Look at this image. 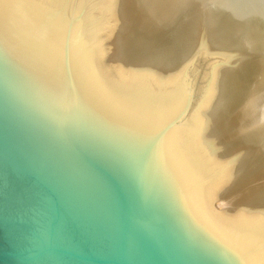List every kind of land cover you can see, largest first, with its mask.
<instances>
[{
	"label": "water",
	"instance_id": "obj_1",
	"mask_svg": "<svg viewBox=\"0 0 264 264\" xmlns=\"http://www.w3.org/2000/svg\"><path fill=\"white\" fill-rule=\"evenodd\" d=\"M135 0H0V264H264L210 216L252 53L137 50Z\"/></svg>",
	"mask_w": 264,
	"mask_h": 264
},
{
	"label": "bare ground",
	"instance_id": "obj_2",
	"mask_svg": "<svg viewBox=\"0 0 264 264\" xmlns=\"http://www.w3.org/2000/svg\"><path fill=\"white\" fill-rule=\"evenodd\" d=\"M137 50L223 41L252 53L240 119L211 151L210 216L264 236V0H135Z\"/></svg>",
	"mask_w": 264,
	"mask_h": 264
}]
</instances>
